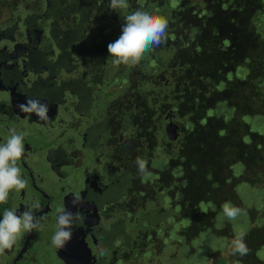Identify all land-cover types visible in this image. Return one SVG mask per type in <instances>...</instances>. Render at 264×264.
Segmentation results:
<instances>
[{"label": "flooded vegetation", "instance_id": "1", "mask_svg": "<svg viewBox=\"0 0 264 264\" xmlns=\"http://www.w3.org/2000/svg\"><path fill=\"white\" fill-rule=\"evenodd\" d=\"M72 7L69 0H0V144L10 129L24 132L18 166L28 182L0 204V219L6 209L22 212L39 204L33 211L45 225L24 233L0 254V264H138L139 257L152 264L154 249L166 244L159 237L168 234L161 221L175 207L163 186L174 179L167 173L171 159L155 168L153 150L168 153L178 140L166 136L145 151L135 97L122 96L118 71L91 53L81 14H71ZM105 79L113 83L107 97L95 88ZM28 97L49 104L50 121L19 110ZM138 159L145 161L146 174L138 171ZM74 194L82 201L76 206ZM157 195L168 209L157 206ZM64 206L84 219L58 249L51 238L57 209ZM219 251H213L215 257ZM234 264H245L244 256H236Z\"/></svg>", "mask_w": 264, "mask_h": 264}, {"label": "trees", "instance_id": "2", "mask_svg": "<svg viewBox=\"0 0 264 264\" xmlns=\"http://www.w3.org/2000/svg\"><path fill=\"white\" fill-rule=\"evenodd\" d=\"M70 1L72 9H80L91 53L118 71L120 94L135 97L145 151L148 143L166 141V117L179 126L178 141L168 153L162 148L160 159H171L167 173L174 179L163 186L175 197V225L185 227L173 240L186 241L205 231L209 235L218 226L222 205L230 201L248 217L245 264H264L263 188L251 195L264 181V31L253 18L264 0H129L123 12L113 11L110 0ZM141 4L169 19L167 42L154 47L141 64L115 65L112 57L106 58L107 46L123 16ZM95 29L104 30L100 40ZM160 51L173 52L172 57L162 60ZM244 193L253 206L247 207ZM225 225L223 233L233 228L227 220Z\"/></svg>", "mask_w": 264, "mask_h": 264}, {"label": "clouds", "instance_id": "3", "mask_svg": "<svg viewBox=\"0 0 264 264\" xmlns=\"http://www.w3.org/2000/svg\"><path fill=\"white\" fill-rule=\"evenodd\" d=\"M129 0H110V8L115 12H123L129 9ZM121 33L119 37L108 44L109 57L113 58V64L121 63L138 65L145 61L154 47H159L167 42L169 19L156 11L144 7L141 4L135 11L127 12L123 16ZM22 113L35 114L42 122L50 121L48 115L49 104L41 102L38 98L28 97L26 103L18 104ZM9 138L0 144V204L6 203L9 194L19 192L27 188V180L23 177L18 162L25 154L24 132L10 129ZM138 171L147 173L145 161L137 160ZM81 197L74 194L73 205L81 203ZM39 204L25 208L18 212L15 208L6 209L0 219V254L11 250L17 240L24 233L33 230H43L45 225L41 222L43 217H37L33 208L38 209ZM224 217L229 221H236L245 210L232 204L230 201L222 205ZM84 219L77 211H67L65 206L57 209V229L51 238V243L58 249H63L71 241L73 228L77 221ZM245 230L241 227L234 240L233 255L244 256L248 248L244 242Z\"/></svg>", "mask_w": 264, "mask_h": 264}, {"label": "rangeland", "instance_id": "4", "mask_svg": "<svg viewBox=\"0 0 264 264\" xmlns=\"http://www.w3.org/2000/svg\"><path fill=\"white\" fill-rule=\"evenodd\" d=\"M262 6L256 8L255 13L253 14V18H254L255 23L259 27H261L262 31H264V11L261 8ZM79 11L80 9L77 8L71 14H78L80 13ZM119 30H121V28H118V31ZM118 31L113 37V41H115L119 37L120 32ZM103 33H104V30L100 33L98 29L97 30L95 29V36H97L98 40H100L101 35ZM163 52L165 51H162V52L160 51L157 54L159 57L162 58V60H164V58L168 59V57H172L173 52H170V54H167V55H165V53ZM106 58L108 59L111 58L109 57L108 52H106ZM171 69H172L171 67L168 68L169 71H171ZM108 82L109 81L105 79V82L102 85L97 84L95 86L96 91H101L100 89H103V92H104L103 95L106 97L109 94V91L112 90L113 88V86H110ZM120 83L121 84L123 83L122 79ZM138 85L139 83H137L135 86H138ZM164 152H165L164 149L159 150L157 148L156 149L154 148L153 159L155 162V166H154L155 168H158V164L156 162L159 163L161 161L160 159L163 157L162 155H164ZM261 188H263V191H264V181L263 183H260L257 186V191L251 193V195H255L257 193L259 195L260 192L258 190H260ZM157 196L159 197L157 199L160 200V202H158L157 199L155 200V203H157V206L158 207L162 206L163 208L168 209V205L166 204V199H161L162 197L161 195H157ZM243 198H244V202H246L247 207L253 206L252 204L253 200L251 199L250 195H245L244 193ZM174 210H176V208L172 207L170 209V212L171 211L174 212ZM259 211L260 212L264 211V203L260 207ZM257 213L259 212L257 211ZM175 215L176 214L170 213L169 215L164 217L163 220L161 221V224L167 227L166 229H168L167 231L168 234L166 236H161V234H159V237L161 238V240L163 239L166 242V244H162L161 248L157 247L159 249L157 248L154 249V252L151 258L152 264H220V261L222 259H227L228 261L226 262L225 260H222L221 264H224V261L226 262V264H234L236 262V259L234 260L230 258V252H231L230 250L233 249L234 247V243H233L235 240L234 235L238 234L241 227L244 230L247 228V225H245V219L248 218L247 216L245 217V215H242L236 221H229L222 214L221 217L218 219L217 228L223 231V229L227 226L225 225L226 220H227L231 224H233V228H230L228 232L219 233V232H215L214 229H211L208 235V233L204 230L205 234L203 233L204 235L202 236L201 234L197 236L193 235V236H190V238L186 241H183V239H178L180 242H177L178 240L177 241L175 239L173 240V238L175 237V236L173 237V235L179 234L178 231L181 230V225H178V226L175 225L176 219H177ZM248 226L253 227L254 224L250 223L248 224ZM200 236L202 238H200ZM198 237L200 238L199 242H195L194 240L197 239ZM218 249L220 251L215 257L213 251L218 250ZM188 251H190L189 255H188ZM262 259H263L262 261L264 262V258ZM145 261L146 259H141V257H139L138 264H145Z\"/></svg>", "mask_w": 264, "mask_h": 264}, {"label": "water", "instance_id": "5", "mask_svg": "<svg viewBox=\"0 0 264 264\" xmlns=\"http://www.w3.org/2000/svg\"><path fill=\"white\" fill-rule=\"evenodd\" d=\"M178 129L179 126L174 123L170 118L166 117L164 119V131L170 141L176 140V138L178 137Z\"/></svg>", "mask_w": 264, "mask_h": 264}]
</instances>
